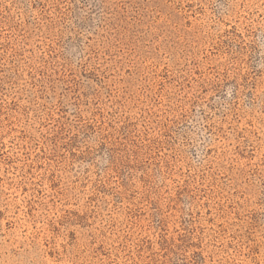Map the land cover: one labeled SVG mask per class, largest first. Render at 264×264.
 <instances>
[{
    "label": "rangeland",
    "instance_id": "374dc122",
    "mask_svg": "<svg viewBox=\"0 0 264 264\" xmlns=\"http://www.w3.org/2000/svg\"><path fill=\"white\" fill-rule=\"evenodd\" d=\"M0 264H264V0H0Z\"/></svg>",
    "mask_w": 264,
    "mask_h": 264
}]
</instances>
